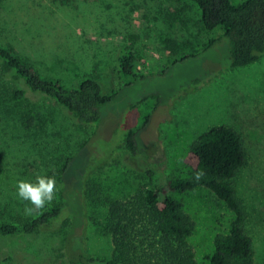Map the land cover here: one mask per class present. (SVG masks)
I'll return each instance as SVG.
<instances>
[{"label":"rangeland","instance_id":"rangeland-1","mask_svg":"<svg viewBox=\"0 0 264 264\" xmlns=\"http://www.w3.org/2000/svg\"><path fill=\"white\" fill-rule=\"evenodd\" d=\"M219 34L203 28L192 0H0V42L44 77L73 87L94 76L108 91L121 87L103 107L99 123L81 126L54 101L31 94L26 111L53 121L48 136L29 138L31 131L21 121L13 136L8 122L0 121L1 219H27L50 207L60 197L56 179L55 198L41 209L18 198L16 183L53 176L65 155L75 156L65 177L72 223L60 219L30 236L6 239L3 249L13 251L14 260L5 264H70L71 232L84 235L89 254L109 258L106 207L89 202L85 183L93 181L125 199L142 183L164 185L186 176L192 142L222 124L243 138L247 164L232 183L247 213L254 264H264V53L247 66L231 68L226 38L203 50ZM124 47L137 51L135 70L142 77H121L118 57ZM191 52L198 54L173 62ZM151 95L157 97L142 101ZM129 129L136 130V153L122 143ZM172 195L195 222L188 241L197 262L208 264L214 239L229 230L233 212L204 187ZM26 207L33 208L31 214Z\"/></svg>","mask_w":264,"mask_h":264},{"label":"trees","instance_id":"trees-1","mask_svg":"<svg viewBox=\"0 0 264 264\" xmlns=\"http://www.w3.org/2000/svg\"><path fill=\"white\" fill-rule=\"evenodd\" d=\"M199 9L203 28L214 32L203 50L217 42L228 40L229 66H247L264 53V0H192ZM200 52V51H199ZM191 52L173 62L196 56ZM137 51L124 47L118 57L121 77L139 78L135 70ZM121 87L112 91L104 88L94 76L84 78L77 86L69 87L59 79L44 77L36 67L12 47L0 42V121L5 120L13 136L19 132V122L27 127L29 138L50 133L52 120L38 112V119L26 111L29 95L54 101L66 110L81 126L99 123L102 109L112 102ZM157 97L151 95L147 98ZM37 100V99H36ZM147 117V114L145 115ZM38 121L37 124H34ZM34 128V130H33ZM21 134V133H19ZM96 134V130L93 132ZM126 150L136 153V130L129 129L123 137ZM89 139L87 140V143ZM74 154L65 155L52 172L61 184L60 197L43 212L27 219L0 218V264L14 260V253L3 249L5 240L30 236L53 226L57 220L72 223L65 177L74 160ZM187 161L189 174L170 178L164 185L142 183L125 199L115 198L102 191L98 183L87 181L84 193L92 204L106 207L104 230L111 236L112 253L101 259L86 251L84 235L71 232L67 239L70 264H199L188 237L195 230V222L172 193H181L196 187L212 191L233 212L229 230L218 233L208 264H254V246L245 222L247 213L232 183L247 164V153L241 133L229 125H217L200 134L191 144ZM2 171V169L0 168ZM76 236H82L78 243ZM5 246V245H4Z\"/></svg>","mask_w":264,"mask_h":264},{"label":"clouds","instance_id":"clouds-1","mask_svg":"<svg viewBox=\"0 0 264 264\" xmlns=\"http://www.w3.org/2000/svg\"><path fill=\"white\" fill-rule=\"evenodd\" d=\"M56 180L54 176L40 175L35 181L18 180L16 183V195L23 201L30 202L35 209H41L50 204L56 194ZM33 208H25L27 214H31Z\"/></svg>","mask_w":264,"mask_h":264}]
</instances>
